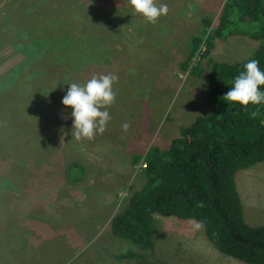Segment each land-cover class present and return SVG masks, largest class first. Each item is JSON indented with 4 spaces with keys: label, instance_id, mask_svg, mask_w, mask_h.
I'll return each instance as SVG.
<instances>
[{
    "label": "rangeland",
    "instance_id": "rangeland-1",
    "mask_svg": "<svg viewBox=\"0 0 264 264\" xmlns=\"http://www.w3.org/2000/svg\"><path fill=\"white\" fill-rule=\"evenodd\" d=\"M79 1L92 11L90 18L70 13L59 0L0 3V26H9L0 41V75L24 58L13 49L17 32L12 25L30 31L37 27L32 34L37 40L52 18L66 13L69 17L62 19L59 29L58 23L54 24V31L82 34L88 26L92 28L90 72L118 77L113 85L115 101L107 107L111 119L104 132L92 140L71 137V108L63 110L60 100L66 91L61 88L42 95L44 104H58L56 118L62 129H55L54 134H60L55 142L49 135H38V130L29 137L12 129L14 125L8 127L9 131L0 129V225L9 220L13 224L0 234V264H245L219 253L205 237L202 226L192 228L193 221L154 215L151 250L118 239L110 230L119 203L143 185L140 165L147 150L152 146L163 148L182 127L208 111V63L193 56L188 70L182 65L190 53L191 37L207 36L209 28L202 19L209 18L213 26L225 0H156L157 4L166 3L168 11L155 23L133 13L128 0ZM2 7L11 12L9 24L2 19ZM254 47L255 42L244 36L216 39L209 58L232 64L247 58ZM62 61L55 58L46 67L47 80L58 84L64 80V68L75 59L71 54L65 63ZM194 67L197 69L193 72ZM12 89L10 82L4 84L0 100ZM49 120L34 122L39 130L45 128L41 131L45 134ZM124 123L128 124L126 131L121 128ZM3 139L14 145L8 151L11 159L23 164L12 169V184L2 182V171L7 172L13 164L8 155L4 156L9 147L2 146ZM75 162L84 170H75L71 179L66 168ZM38 163L45 170L42 178L30 171L18 174L25 167L36 169ZM234 182L246 223L264 226V161L237 171ZM126 253L135 256L116 258Z\"/></svg>",
    "mask_w": 264,
    "mask_h": 264
},
{
    "label": "trees",
    "instance_id": "trees-1",
    "mask_svg": "<svg viewBox=\"0 0 264 264\" xmlns=\"http://www.w3.org/2000/svg\"><path fill=\"white\" fill-rule=\"evenodd\" d=\"M2 1L4 0H0V3ZM59 1L72 14H82L89 18L93 15L79 0ZM1 11L4 23L9 24L12 21L9 19L11 12L8 14L3 7ZM68 17L65 13L52 18L37 40L32 38L37 27L30 31L11 26L17 32L13 49L24 58L0 75V88L9 82L13 86L11 92L0 100V129L7 128L9 131L8 127L14 125L15 128L12 129L18 130L20 135L30 137L38 130L41 137L47 138L49 135L53 142L57 140L60 134H54L55 129H62L56 118L58 104L55 101L44 104L42 95L59 88L67 91L68 84H83L93 74L89 70V67L92 69V63L88 59V51L93 49L90 47L94 38L92 28L87 25L82 34H76V31L69 34L64 30L59 33L53 29L57 23V29L61 28L62 19ZM41 21L36 25L39 26ZM202 23L209 28L207 36L191 37L190 53L182 69L188 70V61L193 56H199L200 60L208 63L209 109L204 115L197 116L190 125L182 127L178 135L163 148L152 146L147 150L142 158L145 166L140 169L143 185L119 203L118 211L110 221V230L118 239L139 249L151 250V224L154 215L173 217L179 221H198L205 237L219 253L245 264H264V226H250L244 221L234 182L237 171L246 170L264 161V104L249 103L242 106L237 102H228L223 97L231 87L234 77L244 70L243 66L248 60L256 59L259 62L258 67L264 70V0H225L214 25L212 26L207 17L202 19ZM8 27L0 26V41L6 35ZM54 34H59L62 38H56ZM231 36H244L255 42L254 50L247 58L236 63L212 61L209 55L213 50L214 40H224ZM47 43L49 44L46 45ZM62 49L65 51L62 52ZM71 54L76 65L73 62L74 65L66 63L62 73L64 80L59 84L56 80H47L46 67L50 62L56 58L57 62L63 60L65 63L67 55ZM194 69L197 67L191 70L194 72ZM260 87L264 90V86ZM65 108L66 106L63 110ZM253 111L256 112L255 116L252 115ZM14 116H17L16 119ZM48 118L50 120L47 123H50L46 125L48 128L44 134L41 131L45 128L39 130L40 126L35 125V122ZM2 133L0 132L1 136ZM3 140L2 146L9 147L4 153L6 156L14 145L8 139ZM0 151L3 154L1 149ZM12 161L8 171H2L4 183L12 184V169L23 165L18 159ZM83 168L75 162L67 165L66 171L71 178L75 170L82 173ZM28 171L39 179L42 178L41 172L45 170L38 163L36 169L25 167L18 174L25 175ZM11 227L13 228V224L10 220L6 221V225L1 224L0 234ZM134 256L126 253L116 258L124 260Z\"/></svg>",
    "mask_w": 264,
    "mask_h": 264
},
{
    "label": "clouds",
    "instance_id": "clouds-1",
    "mask_svg": "<svg viewBox=\"0 0 264 264\" xmlns=\"http://www.w3.org/2000/svg\"><path fill=\"white\" fill-rule=\"evenodd\" d=\"M133 13L140 14L150 23L165 15L168 11L166 3L157 4L156 0H128ZM256 59L248 60L240 72L231 82V87L224 93V100L237 102L242 106L264 104V70L258 67ZM118 77L113 74L92 75L83 83H70L61 104L71 108L72 117L71 137L77 140H92L94 136L104 132L105 126L111 119L107 107L115 101L114 83ZM255 116L256 112L253 111ZM126 131L128 124L121 125ZM200 222H193L192 228H201Z\"/></svg>",
    "mask_w": 264,
    "mask_h": 264
},
{
    "label": "built area",
    "instance_id": "built-area-1",
    "mask_svg": "<svg viewBox=\"0 0 264 264\" xmlns=\"http://www.w3.org/2000/svg\"><path fill=\"white\" fill-rule=\"evenodd\" d=\"M140 166H141V168H142V167H144L145 165H144V164H141Z\"/></svg>",
    "mask_w": 264,
    "mask_h": 264
},
{
    "label": "crops",
    "instance_id": "crops-1",
    "mask_svg": "<svg viewBox=\"0 0 264 264\" xmlns=\"http://www.w3.org/2000/svg\"><path fill=\"white\" fill-rule=\"evenodd\" d=\"M241 202V201H240ZM242 205V204H241ZM242 213H243V211H242ZM245 221V220H244ZM246 222V221H245ZM256 226H260V225H256Z\"/></svg>",
    "mask_w": 264,
    "mask_h": 264
}]
</instances>
